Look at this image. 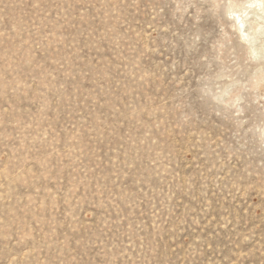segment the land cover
<instances>
[{"label": "rangeland", "instance_id": "obj_1", "mask_svg": "<svg viewBox=\"0 0 264 264\" xmlns=\"http://www.w3.org/2000/svg\"><path fill=\"white\" fill-rule=\"evenodd\" d=\"M0 264H264V0H0Z\"/></svg>", "mask_w": 264, "mask_h": 264}]
</instances>
